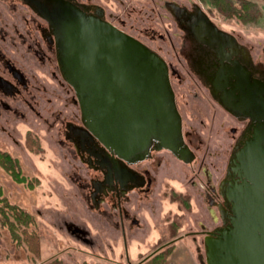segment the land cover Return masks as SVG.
Listing matches in <instances>:
<instances>
[{
	"label": "rangeland",
	"instance_id": "rangeland-1",
	"mask_svg": "<svg viewBox=\"0 0 264 264\" xmlns=\"http://www.w3.org/2000/svg\"><path fill=\"white\" fill-rule=\"evenodd\" d=\"M80 1L103 7L107 19L154 49L159 43L155 35L158 14L165 1L170 0ZM234 1L236 6L240 5L239 0ZM250 1L260 10L254 22L226 16L209 0H180L199 3L225 29L249 45L255 58L264 61V0ZM66 85L68 108L80 115L76 93ZM36 93L41 101L36 114L18 117L15 122L0 118V149L18 159L26 178V181L15 180L0 164V264H149L141 260L173 236L180 235L183 237L176 241V249L163 264H207L203 231L222 224L219 185L232 148L231 127L238 123L232 120L215 134L203 109L198 108L199 117L196 116L202 123L191 112V127L196 122L197 129L205 130L201 125L204 124L207 132L202 134L206 141L200 142L195 151L191 172L185 167L187 175L160 176L151 191L139 194L133 201V205L137 204L133 209L137 208L146 233L142 239L131 240L126 250L120 230L99 221L97 209L83 195L79 183L86 182V178L79 179L76 172L80 168L84 173L93 172L79 158L74 159L66 142L64 123L54 120L65 99L56 98L55 103H50L47 97H41V91ZM28 128L37 133L32 147L27 144ZM202 160L205 162L200 165ZM172 191L182 193L190 206L179 199L171 201ZM10 205L30 213L31 221L19 223L17 212ZM56 258L62 262L58 263Z\"/></svg>",
	"mask_w": 264,
	"mask_h": 264
},
{
	"label": "flooded vegetation",
	"instance_id": "flooded-vegetation-1",
	"mask_svg": "<svg viewBox=\"0 0 264 264\" xmlns=\"http://www.w3.org/2000/svg\"><path fill=\"white\" fill-rule=\"evenodd\" d=\"M64 1L73 3L89 15L98 16L96 4L80 0ZM158 18L155 35L159 43L154 49L165 59L169 69L175 101L182 118L184 143L180 146L189 148L190 157L192 150L195 159L200 142L206 141L202 134L207 132L204 124L201 125L205 130L197 129L196 122L191 127V112L196 119V116L199 117L198 108L208 116L215 134L232 120L238 123L231 127L232 148L226 173L219 185L222 201L218 206L222 217L228 207L221 185L227 177L234 150L242 146L253 120L247 111L235 114L223 104L224 93H231L235 73L228 77L232 84L228 83L225 88H219L214 83L221 70L228 72V67H231L244 71L253 93L255 88L259 91L260 82L264 85V61L255 58L249 45L237 34L225 29L199 3L165 1ZM67 83L73 88L59 64L53 25L28 0H0V118L15 122L18 117L27 118L30 113L36 114V108L41 104L37 91H41V97H47L50 103H55L56 98L65 99L56 111L54 120L55 123H64L66 142L74 159L79 158L93 172L84 173L82 168L76 172L79 179L86 178V182L79 183L83 195L97 209L99 221L112 225L115 231L120 230L122 244L127 250L131 240L142 239L146 233V227L142 226L136 213L137 208L133 209V206H137L132 204L133 201L137 200L139 194L151 191L160 176L187 175L185 167L191 172L194 159L186 161L168 148L155 149V141L142 159L120 158L86 129L81 109L79 115V112L68 108ZM233 94H238V90ZM235 100L230 99L229 102ZM39 109L38 113H41ZM28 132L37 135L34 129L28 128L26 135ZM204 162L202 160L200 165ZM184 198L182 193L171 192V201H183ZM206 231H203L205 236ZM181 237L183 235L173 236L171 240L161 243L141 261H148L170 247L176 249V241ZM127 261H130L129 258Z\"/></svg>",
	"mask_w": 264,
	"mask_h": 264
},
{
	"label": "water",
	"instance_id": "water-1",
	"mask_svg": "<svg viewBox=\"0 0 264 264\" xmlns=\"http://www.w3.org/2000/svg\"><path fill=\"white\" fill-rule=\"evenodd\" d=\"M28 2L53 25L59 64L75 89L83 123L107 149L125 160H139L155 141V149L194 159L192 150L190 157L189 148L180 146L181 114L167 63L155 49L106 19L99 5L95 16L69 1ZM228 69L214 83L225 88L235 73L223 104L235 114L247 111L253 124L222 182L228 209L222 225L206 231V261L264 264V85L260 82L253 93L244 71Z\"/></svg>",
	"mask_w": 264,
	"mask_h": 264
},
{
	"label": "trees",
	"instance_id": "trees-1",
	"mask_svg": "<svg viewBox=\"0 0 264 264\" xmlns=\"http://www.w3.org/2000/svg\"><path fill=\"white\" fill-rule=\"evenodd\" d=\"M213 6H215L218 11L223 13L226 16H236L240 18L242 21L248 22H254L257 20V18L260 15V10L257 7V5L250 1V0H239V6H236L234 0H209ZM37 135H34L33 132H28L26 135L27 138V144L29 146H33L34 144V138ZM0 164L6 168L13 178L18 181H26V178L22 175L19 161L18 159L14 158L8 151H2L0 149ZM30 186H33L32 183H30ZM2 193V188L0 187V194ZM178 195L176 194V197ZM180 197V196H179ZM184 203L187 207H189V202L187 199H183ZM11 208L16 210L17 219L19 220V223H29L32 219V216L30 213L23 211L22 209H18L16 206L10 205ZM19 211H18V210ZM11 226L14 228V224L12 223ZM173 250L172 247H170L166 251H162L156 255H154L152 258H150L149 264H163L166 260L168 255ZM55 261H58V263H61L58 258L54 259Z\"/></svg>",
	"mask_w": 264,
	"mask_h": 264
},
{
	"label": "crops",
	"instance_id": "crops-1",
	"mask_svg": "<svg viewBox=\"0 0 264 264\" xmlns=\"http://www.w3.org/2000/svg\"><path fill=\"white\" fill-rule=\"evenodd\" d=\"M176 261H177V259H176Z\"/></svg>",
	"mask_w": 264,
	"mask_h": 264
}]
</instances>
